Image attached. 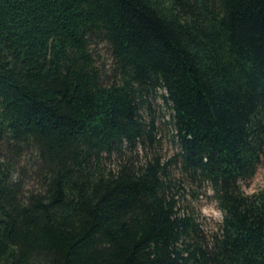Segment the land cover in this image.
<instances>
[{"label":"trees","instance_id":"16d2710c","mask_svg":"<svg viewBox=\"0 0 264 264\" xmlns=\"http://www.w3.org/2000/svg\"><path fill=\"white\" fill-rule=\"evenodd\" d=\"M263 161L264 0H0V264H264Z\"/></svg>","mask_w":264,"mask_h":264},{"label":"rangeland","instance_id":"374dc122","mask_svg":"<svg viewBox=\"0 0 264 264\" xmlns=\"http://www.w3.org/2000/svg\"><path fill=\"white\" fill-rule=\"evenodd\" d=\"M102 53L105 55L106 51ZM163 91L161 90L160 93ZM153 116L156 119L157 125V146L154 150L168 160L180 151L179 144L175 139V130L169 122V106L165 103L163 97L158 94V97L152 103ZM150 116V115H149ZM141 160H145V151L139 150ZM151 153V152H150ZM176 177L179 180V187H181V205L185 210L195 213L201 223V229L207 235L208 239L211 238L218 229L221 221L205 216L202 212L203 208L212 206L221 210L218 203L213 196L212 189L205 184L201 188H197L194 183L190 182L186 177L181 176L178 172ZM264 186V161L258 168L256 175L247 183L244 184L246 193L251 194Z\"/></svg>","mask_w":264,"mask_h":264},{"label":"clouds","instance_id":"9594fccd","mask_svg":"<svg viewBox=\"0 0 264 264\" xmlns=\"http://www.w3.org/2000/svg\"><path fill=\"white\" fill-rule=\"evenodd\" d=\"M202 212L205 216H209L219 221H223V212L215 207L209 206L202 209Z\"/></svg>","mask_w":264,"mask_h":264}]
</instances>
